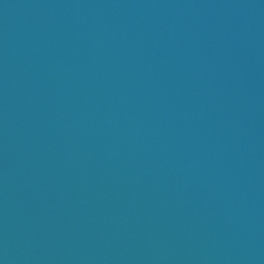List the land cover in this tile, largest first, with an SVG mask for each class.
<instances>
[{
  "label": "water",
  "instance_id": "95a60500",
  "mask_svg": "<svg viewBox=\"0 0 264 264\" xmlns=\"http://www.w3.org/2000/svg\"><path fill=\"white\" fill-rule=\"evenodd\" d=\"M0 264H264V0H0Z\"/></svg>",
  "mask_w": 264,
  "mask_h": 264
}]
</instances>
